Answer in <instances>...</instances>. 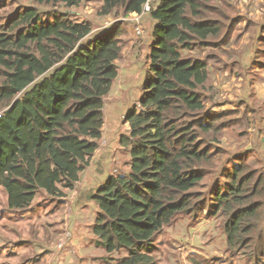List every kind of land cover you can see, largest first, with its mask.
Returning a JSON list of instances; mask_svg holds the SVG:
<instances>
[{
	"label": "trees",
	"instance_id": "obj_1",
	"mask_svg": "<svg viewBox=\"0 0 264 264\" xmlns=\"http://www.w3.org/2000/svg\"><path fill=\"white\" fill-rule=\"evenodd\" d=\"M100 1L99 14L124 18L94 28L66 10L83 0H33L1 25L0 188L7 194L6 207L26 211L43 193L58 198L64 208L73 206L77 220L88 222L92 216L94 244L105 250L100 261L107 264H158L156 238L165 227L207 209L224 218L229 251L264 259V170L247 165L248 159L264 162V136L250 135L242 154L228 167L217 166V172L226 171L223 179L213 189L208 190L214 183L197 190L210 177L212 159L222 151L219 136L233 121L218 123L223 116L211 112L226 105L217 100L224 95L221 90L207 93L212 70L228 68L226 75L239 79L244 95L238 97L252 104L242 103L244 120L256 127L260 122L253 103L256 83L264 80V0H255L261 6L252 15L253 34L231 54L223 51V64L208 47H219L225 39L230 43L239 30L236 0ZM150 26L148 52L141 54L146 42L137 41ZM124 42L134 49L128 67L119 63ZM121 70L129 76L121 106L127 104L124 119L130 128L119 139L129 154L128 169L110 171L108 161L99 171L91 159L103 138L106 97ZM117 93H112L114 101ZM206 100L219 103L209 110ZM31 234L37 243L29 246V262L45 253H38L40 247H48ZM122 250L123 256H112Z\"/></svg>",
	"mask_w": 264,
	"mask_h": 264
},
{
	"label": "rangeland",
	"instance_id": "obj_2",
	"mask_svg": "<svg viewBox=\"0 0 264 264\" xmlns=\"http://www.w3.org/2000/svg\"><path fill=\"white\" fill-rule=\"evenodd\" d=\"M236 3L238 6V8H236V12L240 16L238 18L239 21L237 22V27L239 30H236V33L233 34V40L230 43H227L225 39L221 42L219 47H208L209 51L216 53L219 62L222 60L223 51H225V55H229L231 54V50L233 48H241L248 39V35L253 34V30L256 28L254 25V20L256 17H252V15L257 16L259 14V11L257 10H260L259 6H261V3L255 0H236ZM26 4L32 5L34 3L33 0H0V30L1 25L6 22L12 12L19 6ZM100 5V0H83L80 6L66 10L74 13L78 19L90 20L94 28L112 25L114 21L124 18L122 16L116 17L112 14H99ZM60 7L65 10L63 5H60ZM43 9L49 10L50 7ZM150 34L151 26L147 28L145 38L138 39L137 41L146 42L141 47H139L141 54L148 52L147 41L148 39L150 40ZM262 36L261 39H263ZM133 52L134 49L132 48L131 42H124L122 52L123 56L119 63L121 65L126 63V67H128L133 57ZM217 64L215 66H217ZM220 64H223V61ZM225 69L228 68H222L221 72L218 71V68L212 70V78L208 82L207 93L213 94L217 90H221L224 93V95L217 100L221 102V105H226L216 107L214 111L211 109V112L219 113L223 116L222 119L218 121V123H221V121H227L226 124H228V120L230 118H233V121L230 126H227L225 129H223L221 136H219V140L221 139L219 143H221L222 151L212 159V167L209 170L211 171L210 177L200 183L197 187V190H202L204 189L205 185L208 186L212 183L214 184L210 186L208 190L210 188H214L213 186H215V183H217L219 178L221 176L223 177L226 173V171L223 173H219V171L217 172V166L227 165L228 167L233 162L237 153L242 154L244 151V146H247V142L252 140L250 135H254V138L257 137L258 139H260L261 135L264 136V80L257 81L256 83L258 85V88L256 89L257 103H253V105L258 104L256 112L258 113L257 117L260 121L256 127V125L254 123V125H252L249 120H244L245 111L247 110L246 104H249L250 108L252 104L250 103V100H248V102L247 100L242 101L240 100L242 97H238L240 94L244 95V89H242L239 79H232L229 77V75H226V72L224 71ZM122 73L123 71L121 70L118 81L115 83L114 89L112 91V93L118 91L116 94L118 95L116 98L117 101H114L113 97L115 95L112 97V93L106 97V114L105 125L103 128V138L100 140L99 148L96 150L95 155L91 159L92 165H98L101 167L98 168L99 171H101L105 165L109 164L108 161H110V164L107 165V168L110 171L116 170V172H120L122 170L128 169L126 164L129 160V154L127 152V148L122 146L119 141L120 136L128 133L130 128L129 123L124 119L127 104L124 107L121 106L123 101L126 102V98L128 96L127 91L129 88L127 87V83L129 82V76L126 74V72L124 76ZM141 78L142 80L144 78L143 71L141 72ZM121 88L124 89L120 92ZM250 88H252V86ZM216 103L219 102L206 100L207 109L210 110V108H212V106ZM238 116L242 117V119H235V117ZM254 126L256 131L250 128H254ZM248 128H250L252 132H250ZM230 144L233 145L232 148H229ZM224 150L225 153L223 154ZM259 152L262 154L263 150L259 148ZM250 160L251 159H248L247 161L248 166L253 168L257 167L264 170L263 161L259 160L261 164H252L250 163ZM236 161L238 162V159H236ZM221 169L224 170L225 168L223 167ZM76 193L77 192H73L71 197H73ZM82 196H87V193L82 194ZM62 205L63 204L60 203L58 198H53L52 196H47L43 193H40L35 198L32 206L26 211H11L6 207L7 194L1 187L0 227L2 224V226H5L7 229H9L10 226L15 224L17 227L21 228L19 233H23L24 231L28 230L30 231L27 232L26 235L21 234L20 239H17V242L9 239L12 238V235H7L4 233L3 239L5 240L0 244L1 246L4 243L6 244L4 249H0V264H3V262L4 264H16V262H22L20 259L21 257L22 260L29 261L27 258L30 257V253L32 251L28 248L22 249L21 247H23V245L29 247L37 243L36 237H34L32 234L30 235L32 232H34L35 236H38V234L42 233L45 229L49 231L48 233H52V231H54L55 233L53 235V241L55 237L58 236L59 229L56 228L59 227V224L64 217L63 210L66 208H64ZM86 214L89 215V212ZM71 216L72 218H78V215H76L75 212H72ZM184 217L186 216L180 217L177 221L172 223L173 225L171 224L166 226L163 232L157 236L156 243L159 249L155 251V255L158 264H264V259H256L246 251L242 253L241 251L235 249L231 251L228 250L226 239L224 238L225 232L223 228V217H221V219H217L216 217H213L210 214V211H207V209H202L198 213L197 217ZM58 221L59 223H56ZM17 230H19V228H17ZM65 233L66 230L64 231L62 237H60L56 249H61L59 244L64 240ZM29 235V239L24 238ZM253 243V241H250L249 244L253 245ZM1 246L0 248H2ZM67 248L68 246L65 248V250ZM125 253L126 251L122 250L121 252L114 253L112 256L117 259L118 257L123 256ZM44 257L45 256H41L40 259L36 261H33V258L30 260L33 261V263H40ZM70 257L71 254L69 253H67L65 256H62L64 261L63 264H71ZM101 261L102 264H107L105 260L102 259Z\"/></svg>",
	"mask_w": 264,
	"mask_h": 264
},
{
	"label": "crops",
	"instance_id": "obj_3",
	"mask_svg": "<svg viewBox=\"0 0 264 264\" xmlns=\"http://www.w3.org/2000/svg\"><path fill=\"white\" fill-rule=\"evenodd\" d=\"M87 206L88 205H83L81 207H87ZM72 212H73V209L71 206L63 210V213H64L63 219L65 218V220L64 222L62 220L61 222L62 224L60 223L59 227L56 228V229H59L58 236H56L53 241L52 239L55 233L54 231H52V233L51 232L48 233L47 231L44 230L42 233H39L40 236L38 234L40 239L45 238L42 240H45L46 246L48 245L47 247L48 249L46 247L44 248L43 246L38 249V253L43 252V250L45 251V253L41 255L42 257L45 256L42 259V261L40 263H36V262L33 263V262L27 261L25 264H48V263L49 264H63L64 261L62 259V256H65L67 253L71 254V257H70L71 264H102L100 261V258L105 254V250L102 249L101 247H97L94 244V236L91 232V225H92L93 217L90 216L88 222L85 221V219L77 220V218H74V220L69 221V217L71 216ZM56 223H59V221ZM70 229L74 233H73V237L68 243L69 244L68 248L64 250L63 252L61 249L60 250L56 249L57 243L60 237H62L64 231L70 230ZM29 231L30 230L26 231L25 235ZM19 232L20 230H17V226L15 224H13V227L9 229H7L5 226H1L0 227V243L1 242L3 243V241L5 240L3 239L4 233L7 235H12L11 239H14L17 241V239H20ZM1 247L2 248L0 249H4L5 244H3ZM21 248L23 249L27 247H21ZM28 249L30 250V247H28ZM17 263L21 264L22 262H17Z\"/></svg>",
	"mask_w": 264,
	"mask_h": 264
},
{
	"label": "built area",
	"instance_id": "obj_4",
	"mask_svg": "<svg viewBox=\"0 0 264 264\" xmlns=\"http://www.w3.org/2000/svg\"><path fill=\"white\" fill-rule=\"evenodd\" d=\"M150 9H151L150 5L146 4L145 5V12L150 11ZM134 17H135L136 20H139V18H140L137 14H135ZM135 29H136V33L138 35L143 34V30H142V28L140 26H136ZM71 236H72L71 231L67 230L66 233H65L64 240L59 244V247L62 248L65 245L66 241L71 238Z\"/></svg>",
	"mask_w": 264,
	"mask_h": 264
},
{
	"label": "clouds",
	"instance_id": "obj_5",
	"mask_svg": "<svg viewBox=\"0 0 264 264\" xmlns=\"http://www.w3.org/2000/svg\"><path fill=\"white\" fill-rule=\"evenodd\" d=\"M67 231V230H66Z\"/></svg>",
	"mask_w": 264,
	"mask_h": 264
}]
</instances>
